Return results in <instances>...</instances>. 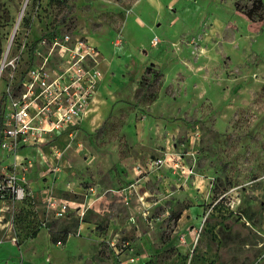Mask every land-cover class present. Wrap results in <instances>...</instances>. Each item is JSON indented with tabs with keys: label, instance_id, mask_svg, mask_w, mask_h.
I'll use <instances>...</instances> for the list:
<instances>
[{
	"label": "rangeland",
	"instance_id": "obj_1",
	"mask_svg": "<svg viewBox=\"0 0 264 264\" xmlns=\"http://www.w3.org/2000/svg\"><path fill=\"white\" fill-rule=\"evenodd\" d=\"M155 1L0 0V45L69 31L99 46L103 78V47L128 45L138 9L163 24L167 50L146 74L112 70L74 142L0 148V175L15 159L37 165L24 199H0V264H122L111 242L123 241L136 264H264V0L253 17L252 0ZM49 194L76 209L57 216Z\"/></svg>",
	"mask_w": 264,
	"mask_h": 264
},
{
	"label": "built area",
	"instance_id": "obj_2",
	"mask_svg": "<svg viewBox=\"0 0 264 264\" xmlns=\"http://www.w3.org/2000/svg\"><path fill=\"white\" fill-rule=\"evenodd\" d=\"M24 33L19 41L17 34L12 36L0 59V148L14 155L28 146H43L64 133L74 142L78 125L103 79L99 49L88 38L69 31H54L37 39L30 31ZM152 41L156 44L158 37ZM54 53L58 55L56 62ZM61 156L57 152V159ZM151 161L147 165L155 169L163 158ZM13 164L10 173L0 175V199H24L28 195L26 173L36 164L27 157L15 159ZM59 167L57 163L50 170ZM47 204L60 217L76 209L74 200L50 194ZM111 244L127 258L122 264L139 262L129 241Z\"/></svg>",
	"mask_w": 264,
	"mask_h": 264
},
{
	"label": "crops",
	"instance_id": "obj_3",
	"mask_svg": "<svg viewBox=\"0 0 264 264\" xmlns=\"http://www.w3.org/2000/svg\"><path fill=\"white\" fill-rule=\"evenodd\" d=\"M149 1L150 0H139V3L135 5V9L139 8L143 2H146L148 5ZM177 1L180 2V0ZM194 4L195 3H191L184 6L185 10L189 11L190 19L188 21H192L198 16V11ZM163 5L162 0H156L153 6L155 9H159L163 8ZM136 11L137 12H132L128 15L123 26V34L128 40V45L124 44L119 48H114L110 45L106 49L104 47L102 49L103 53H101L105 57L108 68L106 72H104V78L99 86L98 92L103 90L104 87H108L109 84L112 85L116 79V74L112 73V70H115L116 67H123L126 70L141 75L144 73V70V74H146L148 65L163 64L165 60L167 50L164 49L165 43L163 37L165 35L161 30L163 24L155 26L150 16L145 15V13L139 9ZM176 20H180V17L176 18L175 21ZM158 22L159 21H157V23ZM171 28H173V26ZM156 36L161 39V42L154 44L152 40ZM97 47L99 48L98 45ZM32 183L34 184V181H32ZM41 185L42 184L38 185L39 188H41ZM36 193L39 194L40 192Z\"/></svg>",
	"mask_w": 264,
	"mask_h": 264
},
{
	"label": "trees",
	"instance_id": "obj_4",
	"mask_svg": "<svg viewBox=\"0 0 264 264\" xmlns=\"http://www.w3.org/2000/svg\"><path fill=\"white\" fill-rule=\"evenodd\" d=\"M262 7H263L262 0H252V6L248 10L245 11V14L249 17H253L254 14L256 13H262ZM3 48H4L3 45H0V59H1L2 52H3ZM150 71H151V67L149 66L147 67V72H150ZM156 73L160 74L159 71H157ZM1 123H2V111L0 109V128H1ZM68 235L69 234L67 232L66 234H64L63 236L64 241L58 237H52V241L55 243H58L59 240H62L63 242H65L66 239L68 238Z\"/></svg>",
	"mask_w": 264,
	"mask_h": 264
}]
</instances>
